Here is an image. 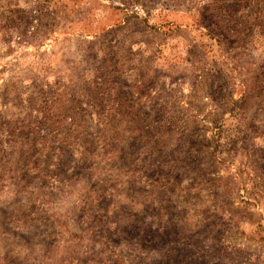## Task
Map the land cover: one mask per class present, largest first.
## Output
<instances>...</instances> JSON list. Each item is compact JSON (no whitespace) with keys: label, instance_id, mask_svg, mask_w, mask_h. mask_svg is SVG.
Returning a JSON list of instances; mask_svg holds the SVG:
<instances>
[{"label":"rangeland","instance_id":"374dc122","mask_svg":"<svg viewBox=\"0 0 264 264\" xmlns=\"http://www.w3.org/2000/svg\"><path fill=\"white\" fill-rule=\"evenodd\" d=\"M0 264H264V0H0Z\"/></svg>","mask_w":264,"mask_h":264}]
</instances>
